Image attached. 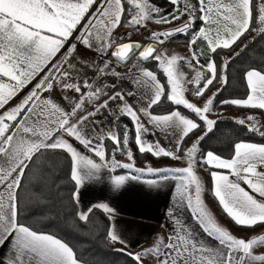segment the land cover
<instances>
[{
  "label": "snow or ice",
  "instance_id": "snow-or-ice-1",
  "mask_svg": "<svg viewBox=\"0 0 264 264\" xmlns=\"http://www.w3.org/2000/svg\"><path fill=\"white\" fill-rule=\"evenodd\" d=\"M167 2L168 15L150 0H0V246L9 248L0 264H102L82 260L64 239L21 222L22 206H46L53 190L60 195L62 178L72 186L76 219L87 224L95 210L107 214L106 246L122 245L112 250L133 264H144V257H151L150 264H264V233L238 237L221 226L205 206V182L197 173V165L208 170L213 199L235 226L264 227V143L240 139L229 157L201 150L217 130L219 120L210 114L229 86L230 66L264 41V0ZM182 20L170 30L148 27L149 21ZM198 22L203 26L194 29ZM121 27L134 32L114 35ZM141 29L149 33L143 39L155 45L130 42L143 35ZM180 34H190L188 56L165 47ZM200 39L211 54L206 65L192 50ZM78 46L99 62L79 59ZM182 64L194 73L191 79ZM233 78L244 86V98L223 99L220 105L264 116V59L237 68ZM57 92L63 104L53 98ZM188 92L202 105L187 99ZM165 104L173 107L163 110ZM234 123L264 138V120L256 115ZM157 132L171 136L174 149L147 139ZM130 140L140 156L186 161V166L139 167ZM117 153L126 154L127 162L116 159ZM117 169L128 174H115ZM146 174L155 177L142 181L149 187L175 182L166 210L171 223L166 237L158 234L150 247L133 252L115 224V210L107 203L83 207L82 191L107 182L119 192ZM183 211L190 212L199 231L181 218Z\"/></svg>",
  "mask_w": 264,
  "mask_h": 264
},
{
  "label": "trees",
  "instance_id": "trees-1",
  "mask_svg": "<svg viewBox=\"0 0 264 264\" xmlns=\"http://www.w3.org/2000/svg\"><path fill=\"white\" fill-rule=\"evenodd\" d=\"M155 2L161 3V5H163V7H160L164 10V15H167L172 9V6L167 2V0H150V3L152 4ZM192 2L195 3L196 0H192ZM184 19L186 20L187 17H185ZM199 27H201V23L199 22L194 25V29H198ZM122 29H125V27H121L118 31ZM178 37L183 38L184 43L187 44V41L190 38V34L188 36L180 34L178 35ZM262 46H264V41H257L245 55H242L240 57L239 61L230 66L229 86L217 98V102L214 107L217 112L220 110L229 109L230 111H237L240 116L242 115L245 117L251 114L256 115L258 120H264V116L260 114L259 110L249 111L234 106H223L219 103V101L223 99L244 98V86L238 79L233 78V76L235 75V70L237 68H246L252 65L253 61L258 62L261 59H264V52L260 51ZM221 55L226 56L228 55V53L225 52ZM216 59L219 62V57H216ZM241 61H243L244 63L241 64ZM146 65L147 67L152 69L151 63H146ZM219 86V84L216 85V87ZM215 90V87L212 88V91ZM172 107L173 106L171 105L165 104L163 106V110H168ZM181 110L187 113L186 110L182 108ZM157 113L162 114V109L158 108ZM215 119L219 120L217 130L214 135L210 136L202 143V151H213L214 153L221 155L222 157H229L232 153L231 145L235 141L246 139L249 142L252 141L264 143V138L260 137L257 134H252L243 130L241 126L234 123L235 119L232 117L217 116ZM122 122L128 123L127 118H122ZM261 130H264V128H262ZM199 135L200 133L197 132L196 135L192 136L191 139H188L182 147L186 149L188 144ZM105 143L106 147L111 149V143L107 141ZM129 147L132 148L134 157L137 158L136 161L140 163H144L146 161L155 163L168 161L171 159H157L151 154H144L143 156H140L132 140H130L129 142ZM122 155L123 154L117 153L116 158H119ZM123 171L126 170H118V172ZM25 184L27 185V181L25 182ZM60 184V195L57 196L55 190H53L52 199L48 201L46 206H42L40 208H35L32 206H22L23 210L20 212L21 222L33 225L41 231L55 234L58 236V238L64 239L70 244V246L74 247L77 255L84 261L91 262L93 260H99L102 261V264H133L129 257L124 256L120 253H116L112 250L113 248H120L118 244L106 246L103 233L108 224L107 214H104L101 210L97 209L91 215L90 220L87 224L78 221V219H76L74 215L76 209L70 203L72 186L66 179L63 178L60 180ZM227 220L230 221L228 218Z\"/></svg>",
  "mask_w": 264,
  "mask_h": 264
},
{
  "label": "crops",
  "instance_id": "crops-1",
  "mask_svg": "<svg viewBox=\"0 0 264 264\" xmlns=\"http://www.w3.org/2000/svg\"><path fill=\"white\" fill-rule=\"evenodd\" d=\"M181 7H182V3H181ZM183 22H179V23L182 24ZM172 25L173 24L168 26H172ZM201 26L203 25L201 24ZM212 27L215 26L213 25ZM124 30L125 29H122L114 33V35L120 36L124 34L123 33ZM154 30L157 31L156 29ZM78 48L80 49L77 53L79 59H85L89 61L94 60L97 63L99 62L100 58L94 56L92 52L86 51L82 49V47L80 46H78ZM192 50L195 51L199 56L200 64L206 65L208 59L211 57V54L208 52L206 42L202 39L197 40L196 43L192 45ZM144 66L147 67L146 64ZM118 70H121V68H118ZM85 72L87 73V77L91 79L93 74L87 69H85ZM25 91H27V89H25ZM68 94L71 95L70 93ZM21 95H23V93H21ZM53 98L57 102H60L61 104L64 103V101H62L60 98L59 92L54 94ZM17 99H19V97ZM13 103H15V101H13ZM184 114L187 115L186 112H184ZM213 119H215V117ZM147 139L148 140L158 139L161 145H164V143H166L167 146H164L166 149L168 148L174 149L175 147V141L172 140L171 136H169L168 139H165L164 136L161 135L159 132H157L155 136H148ZM254 143H258V142H254ZM155 164L157 163L149 164V165L155 166ZM115 174L118 175L128 174V171L126 170L123 172H118V170H116ZM148 179H155V177L150 175H145L141 177V181H136V180L129 181L125 185V187L119 192L112 191L110 189V186L107 184V182L102 184L86 185L82 191L83 207H87L89 204H94V203H107L109 204L110 207H112L115 210V214H114L115 224L118 230L124 233L129 238L130 248L127 250L133 252L142 251L143 249L150 247L154 243L158 234L164 235L166 237L169 231V225L171 223L170 220H168V218L166 217V210L172 205L173 202L172 193L174 192L175 182L174 181L164 182L163 186L161 187H149L148 185L142 183L143 180H148ZM208 181H209V189L211 192L210 175L208 176ZM224 215L226 216V214ZM181 218L184 221H186L188 224H190L192 227L196 228L197 231H199L196 222L192 219L189 211H183ZM228 219L230 220V218ZM252 230L257 231L258 233H264V227H256ZM252 230L249 231L242 228L243 234L242 235L239 234V235L240 237L251 236L253 235L250 233ZM118 245L120 247H123L120 244ZM8 253H9V248L7 245L0 246V259L6 257ZM143 259H144V264H150L151 257H144Z\"/></svg>",
  "mask_w": 264,
  "mask_h": 264
},
{
  "label": "rangeland",
  "instance_id": "rangeland-1",
  "mask_svg": "<svg viewBox=\"0 0 264 264\" xmlns=\"http://www.w3.org/2000/svg\"><path fill=\"white\" fill-rule=\"evenodd\" d=\"M153 5H155L156 7H159L161 9V7H163V5H161V3L155 2L153 3ZM161 6V7H160ZM132 12H135V9H132ZM183 22V21H181ZM181 23H176L173 24L172 26H168V25H157L154 23V21H149L148 22V27L152 30L156 29L157 31L160 30H165V29H172L175 28L177 26H179ZM129 31H133L134 29L131 28H125V31L123 33L129 32ZM155 31V30H154ZM141 32H144L146 35H149V33L146 31H144L143 29H141ZM135 36V35H133ZM170 54H179L181 56H188L189 55V46L188 43H184L183 38L180 37H175L174 39L170 40L168 43H166L165 46ZM182 69L188 73V78L191 79L192 76L194 75V73H192L186 65H181ZM211 93L208 94V96H210ZM186 98L189 99L191 102L197 103L198 106H201L203 101H197V99L191 94V92L186 93ZM207 99V96L204 98ZM237 111H230L229 109H225V110H220V111H216L215 109L213 110V112L210 114V118H216L217 116H227V117H232L235 120L239 119V118H244V116H240L239 113L237 114ZM251 115V114H249ZM246 117V116H245ZM196 138H194L187 147H190L191 144L195 141ZM162 147L167 146L166 143H164V145H161ZM187 149V148H186ZM185 149V150H186ZM118 160H120L121 162H127V157L126 154H123L121 157L116 158ZM137 159V158H135ZM137 166L139 167H145L149 164H154L153 162L150 161H146L144 163H140L137 162ZM157 164H155V166H160V165H164V166H186V161H172L171 159L168 161H161V162H155ZM160 163V164H158ZM144 164V165H143ZM119 170V169H117ZM128 171V170H127ZM197 173L198 175L201 176V178L204 180L205 182V190L204 193L202 194V199L205 202V206L206 208L212 213L213 217L216 219V221L223 227H226L227 229H229L234 235L240 237L239 234H243L242 228L239 226H235L234 223L230 222L227 220L226 216L223 215L222 211L220 210V208L218 207L217 203L214 201L210 189H209V182H208V170H206L205 168L201 167L200 165H197ZM147 175V174H146ZM251 234H255L258 233L255 230H252L250 232Z\"/></svg>",
  "mask_w": 264,
  "mask_h": 264
},
{
  "label": "built area",
  "instance_id": "built-area-1",
  "mask_svg": "<svg viewBox=\"0 0 264 264\" xmlns=\"http://www.w3.org/2000/svg\"><path fill=\"white\" fill-rule=\"evenodd\" d=\"M125 31V30H124ZM146 32V31H145ZM143 33V35L142 36H138V35H135V36H133L132 37V41H138V42H143V41H145L143 38L144 37H147L148 35H146L144 32H142ZM148 41H150L149 42V44L148 45H152V44H154L155 45V41H151V40H148ZM146 44V43H145ZM114 50V49H113Z\"/></svg>",
  "mask_w": 264,
  "mask_h": 264
},
{
  "label": "bare ground",
  "instance_id": "bare-ground-1",
  "mask_svg": "<svg viewBox=\"0 0 264 264\" xmlns=\"http://www.w3.org/2000/svg\"><path fill=\"white\" fill-rule=\"evenodd\" d=\"M130 42H138V41H130ZM149 42H150V41H143V42H140V43H142V44L144 45V47H147V46H149V45H148ZM145 43H146V44H145ZM152 45H154V44H152ZM141 50H143V48H141Z\"/></svg>",
  "mask_w": 264,
  "mask_h": 264
}]
</instances>
